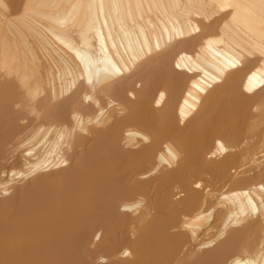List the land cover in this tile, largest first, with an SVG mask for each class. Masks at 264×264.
I'll return each instance as SVG.
<instances>
[{
  "label": "bare ground",
  "instance_id": "obj_1",
  "mask_svg": "<svg viewBox=\"0 0 264 264\" xmlns=\"http://www.w3.org/2000/svg\"><path fill=\"white\" fill-rule=\"evenodd\" d=\"M0 264H264V0H0Z\"/></svg>",
  "mask_w": 264,
  "mask_h": 264
}]
</instances>
